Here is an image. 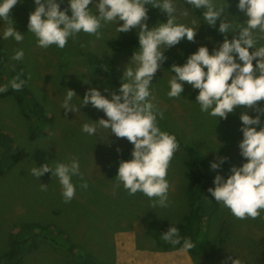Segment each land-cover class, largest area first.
I'll list each match as a JSON object with an SVG mask.
<instances>
[{"label":"rangeland","instance_id":"1","mask_svg":"<svg viewBox=\"0 0 264 264\" xmlns=\"http://www.w3.org/2000/svg\"><path fill=\"white\" fill-rule=\"evenodd\" d=\"M175 6L177 22L188 26H195L194 21L200 23L192 41L181 39L164 50L167 59L157 69L150 85L155 103L163 113L157 117V123L174 134L178 144L165 177L169 185L167 207L155 205V197L149 198L141 192L129 194L117 182V153L132 147L126 138H118L102 128L92 136L81 131L82 123H95L91 120L104 115L101 110L90 104L80 105L78 101L79 111H65L61 107L66 87L81 97L90 86L98 87L106 96L105 89L116 90L113 79H120L137 44L117 51L108 40L137 39L136 28L116 34V26L110 22L102 24L99 37L81 32L74 38L69 37L62 49L55 45L42 48L36 44L32 33L27 32L28 14L35 7L33 0H18L10 8L9 20L12 19L14 28L24 32V39L20 42L11 38L0 40L6 47L5 57L0 61V83L12 78L16 61L10 56L15 49L22 48L21 61L27 73V86L33 94L27 101L36 103L38 114L33 109L26 115L13 95H0V254L17 240V247L22 242L33 246L34 241L38 245L20 254L19 264H77L72 256L79 249L83 250L85 260L94 261L82 264H232V260L238 264H264V210L254 219H239L218 203L214 215L204 220L213 240L224 239L221 252L217 254L218 261L176 246L166 248L147 230L152 219L162 217L179 222L188 214L187 189L192 181V173L185 164L188 151L209 156L210 160L226 156L227 160L218 169L225 176L229 174L230 165L238 166L243 160L237 146L243 106H236L226 119L218 118L215 124L213 118L199 112L198 105L192 101L197 90L189 84L184 83L182 97L165 95L171 75L167 68L171 63H182L201 44L211 51L213 45L223 39L214 27L201 20V9H191L183 0H176ZM60 7L67 10V0H60ZM146 8L149 27L167 19L161 10L147 5ZM185 8H189L187 15L183 14ZM226 11L235 16L228 17L233 22L245 19L243 12L236 8V0H228ZM6 24L3 22L0 27ZM109 72L113 79L109 78ZM76 99L74 97V101ZM258 104H264V100ZM247 111L255 115L252 108ZM261 119L264 120V116ZM73 158L79 163L80 175L72 177L76 191L67 202L61 197V186L54 175L45 172L38 179L30 172L32 167L43 163L54 166L56 161L67 163ZM214 174L211 171V176ZM82 181L87 182V188L79 186ZM41 183L47 185L45 190H41ZM32 221L51 226L47 239L42 235L33 236L31 230L16 236L23 223ZM51 238L71 242L75 250L66 256Z\"/></svg>","mask_w":264,"mask_h":264},{"label":"clouds","instance_id":"2","mask_svg":"<svg viewBox=\"0 0 264 264\" xmlns=\"http://www.w3.org/2000/svg\"><path fill=\"white\" fill-rule=\"evenodd\" d=\"M17 2L0 0V25L7 22L0 27V40L11 38L20 42L24 39V32L14 28L12 19L9 20V10ZM33 3L27 32L32 33L36 44L42 48L55 45L62 49L69 37L74 38L81 32L99 37L102 24L110 22L115 24L116 34L136 28L137 47L123 68L116 90L105 89L106 96L98 87L90 86L81 97L66 87L61 107L65 111H79L78 101L80 105L90 104L101 110L104 115L89 119L95 123H82L81 131L92 136L102 128L118 138H126L132 145L130 158L119 160L115 172L117 182L129 194L141 192L149 198L155 197V205L167 207L169 185L165 177L178 144L175 135L157 123V117L163 113L155 103L150 85L157 69L167 59L164 50L181 39L192 41L200 22L194 21L195 26L177 22L176 0H67V10L60 7V0H33ZM183 3L191 9H201V20L214 27L223 39L214 44L211 51L201 44L182 63H171L167 68L171 75L165 95L182 97L184 83L189 84L197 90L192 101L198 105L199 112L213 118L215 124L218 118L226 119L236 106L245 108L239 114L241 138L237 144L243 160L238 166L230 165L226 176L218 169L227 157L210 160L209 170L215 174L213 186L207 191L236 218L254 219L264 210V120L261 119L264 104H258L264 100V43H260L264 41V0H236V8L245 17L239 22L228 18L235 17L226 11L228 0H183ZM146 5L161 10L167 19L149 27ZM188 9L185 8L184 15L188 14ZM117 20L122 22L116 23ZM23 54V49L17 48L10 59L19 61ZM23 84V80L14 76L7 83H0V93L8 88L19 90ZM74 97L78 99L74 101ZM248 108H252L255 115H250ZM30 172L38 179L50 172L58 179L62 199L67 202L74 196L76 185L72 177L80 175L75 158L67 163L56 161L54 166L43 163L32 167ZM79 186L87 188V182L82 181ZM46 187L45 183L40 184L41 190ZM160 235L163 241L180 244L182 251L193 248L188 237L181 243L174 225ZM232 264L238 262L232 260Z\"/></svg>","mask_w":264,"mask_h":264},{"label":"trees","instance_id":"3","mask_svg":"<svg viewBox=\"0 0 264 264\" xmlns=\"http://www.w3.org/2000/svg\"><path fill=\"white\" fill-rule=\"evenodd\" d=\"M69 40V39H68ZM108 43L110 46L119 51L123 49H127L133 47L137 44V39L135 38H121V39H109ZM6 54V47L0 44V61L3 60ZM97 61V60H96ZM100 64L107 65V62L103 60H98ZM110 71V67L108 69ZM109 78L111 77V72ZM12 77H17L20 80L24 81L23 86L19 90H13L8 88L7 92L0 93L1 96L13 95L18 103L20 104L23 112L26 115H30V110H35L36 103L28 102L27 99L31 97L32 92L27 86V73L25 71L24 65L21 60L16 61L15 67L12 70ZM114 83L118 85L119 80L113 79ZM35 113L38 114L36 111ZM35 137V134L32 133V138ZM186 153L185 164L188 169L191 171L192 181L189 184V188L187 189V193L190 196V210L188 214L182 221L173 222L169 219L158 217L152 219L147 227V230L154 236V238L158 241L159 244H162L166 248L176 246L181 248L180 244L172 245L166 241L161 239V233L167 230V227L170 225H174L178 229L179 236L181 238V243L184 237H188L193 242V248L188 250L194 255L202 256L205 259L218 261L217 254L221 252L222 249L221 244L224 242L223 237L217 239H212L210 233L207 232V228L204 224V220L206 217L212 216L215 213V210L218 207V203L213 199L211 194L207 191L208 187L212 185V176L211 171L208 168L210 161L209 156H205L203 154L195 153V151H188ZM130 158V150H125L117 153L116 162L118 163L120 159ZM51 226L47 224H40L38 222H30L23 223L20 230L16 233L17 237H20L22 233L32 231L33 236L42 235L46 239L48 238L47 231ZM38 230V231H36ZM146 230V231H147ZM219 236V234H218ZM26 240V239H25ZM51 241H56L57 246H61L64 252H66V256L68 252H73L75 250L73 243L65 241H57L54 238H51ZM28 242V238H27ZM33 246L26 245V242H22V244L17 247V240L13 241L4 253L0 254V264H19V256L25 251H29L32 247L37 248V243L34 241L31 243ZM82 249H79L78 252L73 254V258L75 263H92L91 259L85 260L82 255ZM216 257V258H215Z\"/></svg>","mask_w":264,"mask_h":264}]
</instances>
